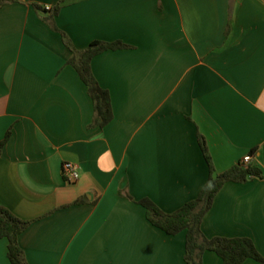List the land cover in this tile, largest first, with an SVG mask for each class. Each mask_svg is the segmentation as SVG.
Returning <instances> with one entry per match:
<instances>
[{"label": "crops", "instance_id": "1", "mask_svg": "<svg viewBox=\"0 0 264 264\" xmlns=\"http://www.w3.org/2000/svg\"><path fill=\"white\" fill-rule=\"evenodd\" d=\"M36 5H59L55 26L76 50L128 45L90 61L111 100L104 127L91 125L71 51ZM6 133L0 206L30 221L18 237L28 264H186L185 233L153 226L137 201L172 212L198 195L208 178L198 135L217 173L245 155L262 173L221 187L203 234L248 237L264 257V0L0 4V142ZM6 252L0 238V264ZM201 261L222 264L213 251Z\"/></svg>", "mask_w": 264, "mask_h": 264}, {"label": "trees", "instance_id": "2", "mask_svg": "<svg viewBox=\"0 0 264 264\" xmlns=\"http://www.w3.org/2000/svg\"><path fill=\"white\" fill-rule=\"evenodd\" d=\"M12 0H0V4ZM41 13V17L53 30L59 31L64 44L70 49L71 56L67 63L77 71L80 79L85 84L87 93L92 99L94 118L93 127H104L113 118L112 105L109 93L102 88L92 74L90 61L95 55L105 50H116L128 47L121 41L105 42L95 40L86 48L76 50L67 35L60 31L54 23V17L59 11V5L54 6L48 13L39 6H35ZM8 137L6 133L0 142V148ZM198 144L208 166V178L198 195L184 203L172 212H165L148 198L139 199L137 202L145 209L146 219L153 226L164 231L168 235L185 233L184 255L186 264H201L202 254L205 251L215 252L222 264H243L247 259L264 264V257L258 252L253 241L248 237H206L201 230V222L204 215L212 206L216 193L226 182H245L252 177H261L262 173L257 165H243L239 162L226 171L217 173L206 142L198 135ZM79 198L75 203L81 202ZM30 221L15 216L8 209L0 206V238L7 241V258L10 264H28L21 248L18 237L27 228Z\"/></svg>", "mask_w": 264, "mask_h": 264}, {"label": "built area", "instance_id": "3", "mask_svg": "<svg viewBox=\"0 0 264 264\" xmlns=\"http://www.w3.org/2000/svg\"><path fill=\"white\" fill-rule=\"evenodd\" d=\"M44 9L47 11L50 10L51 7L49 5H46ZM250 159H251V155H245L242 158L241 162L243 165H247ZM62 175L67 182L74 183L79 178L78 167L71 162H64L62 164Z\"/></svg>", "mask_w": 264, "mask_h": 264}]
</instances>
